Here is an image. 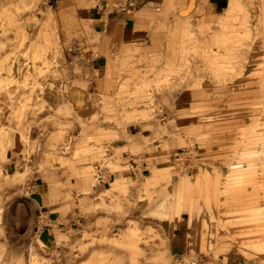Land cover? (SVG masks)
Here are the masks:
<instances>
[{"label":"rangeland","instance_id":"rangeland-1","mask_svg":"<svg viewBox=\"0 0 264 264\" xmlns=\"http://www.w3.org/2000/svg\"><path fill=\"white\" fill-rule=\"evenodd\" d=\"M57 1L0 0V264H178V255L264 264V0H237L217 21L162 7L148 38L157 59L135 63L158 78L112 81L106 94L98 90L107 82L66 41L73 31L51 7ZM75 81L95 86L98 116L154 133L117 155L81 157L90 127L76 117L92 115L77 112ZM231 86L244 98L237 116L220 119L215 92ZM232 123L235 137L214 141L218 126ZM229 161L246 164L232 171ZM80 166L89 179L82 193L55 201L58 190L42 189L50 181L69 191L59 171L69 179Z\"/></svg>","mask_w":264,"mask_h":264},{"label":"crops","instance_id":"crops-1","mask_svg":"<svg viewBox=\"0 0 264 264\" xmlns=\"http://www.w3.org/2000/svg\"><path fill=\"white\" fill-rule=\"evenodd\" d=\"M106 1L107 0H102L103 3ZM114 1L115 0H108L106 6L93 0L90 3H79L78 0L67 3L66 0H58L57 3L51 4L54 12L57 13L60 18L65 15L66 18H64V20H69L70 22L73 34L70 37V41L65 38L66 41L70 45H75L78 53L81 52L85 55L88 59V64L93 68L91 70L92 73L95 72L97 78L107 82L108 85L103 87V91L98 90L99 93L102 92L104 94L113 92V86H109L112 81L116 82L117 87L118 83L121 86L125 85L130 87L135 86L138 82L137 79L142 80L143 77L148 76L152 79L158 78L156 69H151L150 74H148L147 70L143 72L136 69L135 63L141 60L145 55L146 57L150 55L152 60L157 59L158 43L156 45V43L152 41L149 42L148 38L153 29L152 24L159 18L162 7L171 5L176 13L183 15H189L200 9L204 11L205 14L212 15V18L214 17L213 20L217 21L216 19H220L222 16L234 12L233 7L237 3V0H136V5L134 7L118 10L113 9L111 6V3ZM126 1L129 3L130 0ZM246 1L249 2L251 0ZM195 34H191V36ZM65 39L63 40L65 41ZM63 40H61V43L59 41V43L57 41L56 43L62 44ZM91 76L94 75L92 74ZM116 86L114 87L115 89L117 88ZM98 88H100V86ZM106 88H109L110 91ZM233 88H235V86H231L230 91L216 90L215 92L216 98L213 103V108L217 111L216 114L219 115L218 117L220 119L226 115H238V109L240 108H235V106L239 105V102L236 100L243 99L244 97H239V92H236ZM123 89L124 88L121 90ZM91 93H95L94 85L83 86L79 84L78 81H75L70 88V98L77 112L85 108L87 113L92 115V117L87 116L85 121L84 118L76 117V121L78 122L76 125H86L90 127L85 136L86 151L88 153L81 157L94 158L107 149L113 152L112 155H117L120 151L119 149H122L123 146L128 144L130 139L135 137L139 139L142 136L148 137L154 133V128L144 126L140 123L132 122L129 125H121L110 117V113H102L98 116V112L95 113V109L99 110V108L91 106ZM207 103L208 102H203L202 104L212 105V102H210L211 105ZM103 106L104 105H102L101 109H104ZM92 110H94V112ZM245 116L249 118L252 116V113ZM72 124L74 125V123ZM234 125L235 124L232 123L229 126L230 129L225 125L223 126V124L219 125L218 127H222L223 129H220L219 135L218 133L216 134L214 141L225 143L228 141L226 138L229 135L235 137L234 133L236 130L233 128ZM115 134L118 136L117 138H114ZM230 140H233V138ZM10 152L9 149L7 151L8 156H10ZM160 153L158 149L154 153H148V156L150 155L152 157V162H157ZM128 154L129 151H122V156ZM133 155L131 162L132 160H136L135 154ZM82 170L84 171V167L80 166L77 172L69 179L67 175H64L63 171H59V177L62 176L60 178V180H62L61 183L68 184L69 191L60 189L62 187H60L57 182L54 183L50 181H46V183L45 181L40 182V184H42V189L58 190L55 194H57L59 199L55 201L82 193L89 184V179L86 175L81 173ZM157 171L161 172L160 170ZM123 183L124 180L122 178L114 181L115 186H120ZM7 189H15V184H8ZM60 190L61 192H59ZM46 196L47 200L49 196Z\"/></svg>","mask_w":264,"mask_h":264},{"label":"built area","instance_id":"built-area-1","mask_svg":"<svg viewBox=\"0 0 264 264\" xmlns=\"http://www.w3.org/2000/svg\"><path fill=\"white\" fill-rule=\"evenodd\" d=\"M136 5V0H130L127 3L126 7H134ZM102 168V166H100ZM100 178H104L103 172L99 174ZM178 264H221L218 261H215L212 258H205V257H191L189 259H185L184 257L178 255L177 257Z\"/></svg>","mask_w":264,"mask_h":264},{"label":"bare ground","instance_id":"bare-ground-1","mask_svg":"<svg viewBox=\"0 0 264 264\" xmlns=\"http://www.w3.org/2000/svg\"><path fill=\"white\" fill-rule=\"evenodd\" d=\"M53 8V7H52ZM50 10H52V9H50ZM74 19V18H73ZM103 61V60H102ZM100 62V61H99ZM100 63H102V62H100ZM239 161V160H238ZM234 162V161H229L228 163H227V168H229V169H231L232 171L234 170V169H236V168H240V167H242V166H244L245 164L243 163V162ZM82 190V189H81ZM83 192V191H82Z\"/></svg>","mask_w":264,"mask_h":264}]
</instances>
